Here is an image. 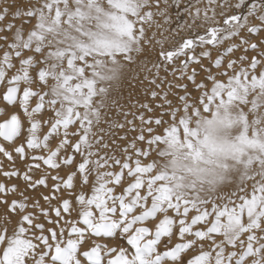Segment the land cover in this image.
Segmentation results:
<instances>
[{
    "label": "snow or ice",
    "instance_id": "obj_1",
    "mask_svg": "<svg viewBox=\"0 0 264 264\" xmlns=\"http://www.w3.org/2000/svg\"><path fill=\"white\" fill-rule=\"evenodd\" d=\"M171 7H183L187 19L175 29H165L169 35L157 39L151 31L162 27L156 18L169 24ZM15 21H21L20 26ZM29 24L32 27L25 32L24 25ZM261 32L264 0H28L23 10L16 0H0V87L4 88L0 98L18 108L0 122V175L7 180L18 178L25 185L21 191L18 185L0 182V207L4 209L0 214V264H264V157L255 161L259 164L256 171L250 170L253 158L249 157L235 181L220 175L201 180V187L183 185L167 172L149 175L155 171V162L142 166L137 158L133 167L131 156L122 162L109 154V144L94 130L105 110L117 106L111 92L119 86L126 66L135 64L138 56L147 59L146 53L159 46L158 59L141 68L146 73L155 69L153 79L144 77L150 84L161 87L156 78L161 68L168 72L169 66L170 75L186 76L195 84L196 70L190 74L188 70L200 65L209 72L212 87L201 94L199 106L181 96L185 115L177 122L180 109H173L172 125L147 143L175 142L177 124L183 128L189 150L194 147L187 141L189 136L199 147L220 143L215 135L217 112L192 130L187 114L199 115L201 109L209 112L216 104L237 102L248 106L254 117L249 122L247 114H241L245 135L239 139L264 151V127H259L264 116L257 115L264 109V51L258 50L264 40L251 42ZM236 38L239 44L233 42ZM226 42L231 43L225 47ZM165 43L170 47L165 48ZM237 49L245 53L240 62L248 59V51L257 55L238 71L237 61L229 60L226 68L234 74L217 73L226 76V82L202 64V58L208 59L219 70ZM213 50L217 51L214 60ZM204 87L196 84L197 89ZM151 96L156 98L157 92ZM142 107L151 111L147 104ZM136 119L146 125L162 123L145 120L142 114ZM249 124L254 132L251 139ZM144 131L138 140L145 139ZM135 151L137 157L149 154ZM17 159L28 161L23 172L15 168ZM3 160L11 170H4ZM117 167L119 171H114ZM37 171L41 175L34 179ZM61 171L66 175L61 176ZM126 179L127 186L117 193ZM225 183L235 184L236 190L215 196ZM86 187L87 192L83 191ZM41 188L49 191L41 194L44 205L25 195ZM9 195L20 199L9 201ZM174 236L180 242L172 245ZM118 240H126L130 247ZM189 251L194 255L185 260Z\"/></svg>",
    "mask_w": 264,
    "mask_h": 264
},
{
    "label": "rangeland",
    "instance_id": "obj_2",
    "mask_svg": "<svg viewBox=\"0 0 264 264\" xmlns=\"http://www.w3.org/2000/svg\"><path fill=\"white\" fill-rule=\"evenodd\" d=\"M16 3L17 6L21 10H23L24 7L28 4V0H16ZM161 7H163V5H161ZM178 12L180 13V15H177ZM168 15L170 17L169 24H164V19L161 17L156 18L158 23L162 26L160 29H156L155 27H153L151 30L157 33V39H163L164 37L169 35L168 31H164L165 29H175L177 27L178 22L183 24L187 19L186 15L183 14V7H180L179 9L176 7L169 8ZM15 23L17 26H20L21 21H15ZM31 27V24L24 25L25 32L30 30ZM161 32H163V36H161ZM149 35H151V32H149ZM183 35L186 36L187 32L183 33ZM261 40H264V32H261L260 34L251 37V42L253 43L256 42L259 44ZM233 42L239 44V39L236 38ZM228 43L231 42H226L224 46L226 47ZM168 47H170V45L165 43V48ZM222 50L223 49H221V51ZM258 50L264 51V45H260V48ZM159 51V46H156L153 52L146 53L147 59H145V55H141L137 57V62L135 64L127 65L125 68L124 77L121 80L119 86L114 88L111 92V99L116 101L117 106H110L108 109H106V115L103 117L102 122L96 129H94L98 132L99 136L103 138V141L109 144V149L107 150L109 154H115L118 158L121 159L122 162L125 156H131L132 160L129 161L130 164H132V161L136 160L137 158L141 161L142 166H147V164L155 162V171L149 175H154L155 172H167L176 178L174 181L175 183H180L183 185L195 184L197 187H201V180H207L212 176L222 175L226 177L227 180L235 181L236 179H238L239 175L243 171L246 162L248 163L249 157L253 158V163L251 165L250 170H258L259 164L255 161L258 160L260 157H264V151H260L257 146L242 143L239 139L240 137L245 135V131H243L244 127L241 114H247V119L249 122H251L254 117L249 112L248 106L239 104L237 102H225L223 105L216 104L209 112H204L201 109L199 115H192L191 111L187 114L188 128L190 130L196 129L198 127V122L200 125H202L205 120L212 119V112H217L218 116L220 114H226L227 116L229 115V138L231 137V141L235 142V145L237 146L238 150L236 151L237 153H234L235 156H232L233 158H225V161L224 159L221 160L222 164L218 162V157L220 156V154L218 155L217 153L220 151L215 149L216 152H214V149L211 151V148L209 151V146L211 143L207 146L208 149L207 147H199L197 146L196 140L189 136L187 138V141H190L194 146L192 150H189L186 144V138L184 136L183 128L180 127L179 124L176 125L178 128V132L175 138V142L161 143L159 145L151 146L147 143V141L153 136H162L164 134V129L172 125L173 121L170 116V113L173 109H180V111L177 112V122L180 116L185 115L182 112L183 104L179 99L181 96H186L187 102L189 104L199 106L201 94L205 91H210L212 87V82L207 79L209 72H206L204 68L200 67V65H192L188 70L190 74L192 69L195 68L197 73L195 78V84L188 81L187 77H184L183 79H177L173 75H170L169 73L171 72V66H169L168 72H165L163 68H161L159 71V76L156 78V83H161V87L157 88L156 85L150 84L148 80L144 79V77L145 75H147L149 80L153 79L155 69H153L152 73H146L144 71H141V68L145 63H148L149 61L154 62L155 60H157ZM244 54L245 53L243 49H237L233 54H229V56L223 60L222 66L219 70L212 68L211 61H209L208 59L202 58V64L204 65V67L206 66L205 68H212L210 69L211 74L216 75V78L218 80L226 82L227 77L219 76L217 75V73L228 71V75L234 74L233 70H228L226 68V65L229 60L237 61V64L235 65V70L238 71L242 67L247 68L249 63L251 62V58L254 55H257L256 52L248 51V59L244 62H240L239 57ZM211 56L214 60L217 57V51L213 50L211 52ZM176 63L177 66H179V61H177ZM149 66H151L150 63ZM259 71L260 68L258 67L257 74L259 73ZM179 75L180 73H176L177 77ZM201 83H203L205 87L202 89H197L196 84ZM169 85H171V88L169 87ZM177 85H185L186 87L180 88L177 87ZM3 91L4 88L0 87V97H2ZM152 91L157 92L156 98H153L151 96ZM161 97H164V99H162ZM165 100L169 101L170 103L166 104ZM145 104H147L148 107L151 108V111H148V109L142 107V105ZM169 106L171 107V109ZM0 110L3 111V114L0 115V122H3L5 119H8L12 113L18 112V108L7 106L6 102L2 101V98H0ZM123 111L129 113V115L125 117ZM141 114L144 116L145 120L150 119L152 121H155L156 119H160L162 123L161 125H156L155 123L147 125L142 124L139 119H136V117L140 116ZM257 115L264 116V109H261L260 112L257 113ZM129 120L132 121L131 124L127 123V121ZM116 124H123L124 126L122 128L109 126ZM149 127L153 129L151 133L146 131V129ZM259 127H264V124L260 125ZM142 128L145 129V131L143 132L145 139L143 141L137 139V137L142 134ZM247 136L249 139L254 136L253 126L251 124H249ZM202 138L203 136L201 135V139ZM20 142L21 141L18 140L17 144H19ZM261 144H264V133L261 134ZM131 145H135V147H130ZM125 149H127V152L124 151ZM136 149H140L141 152L147 151L149 154L147 157L143 155L137 157L135 151ZM160 152L165 153V155H159ZM27 163L28 161L21 162L19 159H17L15 161V168L23 172ZM132 166L134 167L135 165L132 164ZM3 167L4 170H11V166L6 160H3ZM113 170L119 171V168L117 167ZM52 174L55 173L53 172ZM40 175L41 173L37 171L34 175V179L39 178ZM60 175L64 176L66 175V172L61 171ZM0 182L6 183L9 187H11L12 185H18L21 191L25 188L24 183L18 178H12L11 180H7L2 175H0ZM128 182L129 181L126 179L121 186L116 188V192L119 193L120 191H122L123 187L127 186ZM48 184L50 188L52 184V181L50 179L48 181ZM250 184L251 182H249V191ZM203 187L207 189L208 184H203ZM80 190L81 189L79 188V180H77V192H79ZM235 190V184L225 183L218 187V190L214 195L217 197L221 196L222 194L227 196ZM83 191L87 192L88 188H84ZM42 193L44 195H48L49 191L44 188H41L35 192L28 191L25 193V195L32 196L35 199H40ZM8 199L9 201H11L12 199H20V197L18 195H9ZM219 202L220 201L217 200V203ZM40 203L41 205H44L45 202L43 201V199H40ZM58 203L59 201H54V204ZM208 207L210 208L211 205H208ZM3 211V207H0V214H2ZM192 214L195 213H191L190 216ZM73 218H75V214L73 215ZM16 219L17 218L13 216V222H15ZM117 242L124 247H130L127 245L126 240H118ZM177 242L180 241H178L174 236L172 240V245ZM109 243L112 244L113 242L109 240ZM160 250L163 251V247H161ZM193 255L194 253L189 251L184 256V259L187 260Z\"/></svg>",
    "mask_w": 264,
    "mask_h": 264
},
{
    "label": "bare ground",
    "instance_id": "obj_3",
    "mask_svg": "<svg viewBox=\"0 0 264 264\" xmlns=\"http://www.w3.org/2000/svg\"><path fill=\"white\" fill-rule=\"evenodd\" d=\"M256 43V42H255ZM206 67V66H205ZM212 69V68H210ZM186 77V76H185ZM161 84V83H160ZM185 84V83H184ZM185 92V91H184ZM163 104V103H162ZM167 104V103H166ZM171 106V105H170ZM169 106V107H170ZM172 107V106H171ZM170 107V109H171ZM124 109V108H123ZM125 110V109H124ZM169 110V109H167ZM124 112V111H123ZM122 114V113H121ZM219 123L217 125V130H216V133L215 135L219 138V140L221 141L220 143H213V142H210V146H209V151H210V148H211V151L214 149V152L215 149L220 151L218 152L217 154L220 156L218 157V162L221 163V160L224 159V161L226 160L225 158H230L234 155V153H237L236 151L238 150L237 146L235 145V142L233 143L231 141V137L229 138V134H228V129L229 128V115L227 116L226 114H220L219 116ZM241 124V123H240ZM243 130V129H241ZM244 131V130H243ZM232 135V134H230ZM235 136V135H234ZM238 137V136H237ZM186 140V139H185ZM241 141V140H240ZM123 144V143H122ZM116 146V145H115ZM194 148V147H193ZM208 149V147H207ZM115 150V149H114ZM203 151V150H202ZM239 155V154H238ZM245 155V154H244ZM235 156V155H234ZM212 157V155H211ZM233 158V157H232ZM197 159V158H196ZM209 159V158H208ZM216 159V158H215ZM198 163V162H197ZM222 164V163H221ZM247 164V162H246ZM220 165V164H219ZM219 165H216V166H219ZM200 168V167H199ZM213 168V167H211ZM215 168V167H214ZM224 168V167H222ZM208 169V168H206ZM216 171V170H215ZM221 174V173H220ZM224 175V174H223ZM222 189V188H220ZM223 191V190H222ZM223 195V194H222Z\"/></svg>",
    "mask_w": 264,
    "mask_h": 264
}]
</instances>
